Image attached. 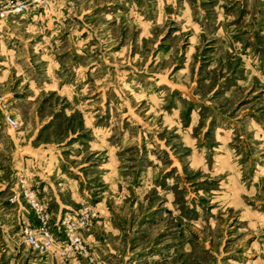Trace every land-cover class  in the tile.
<instances>
[{
    "label": "rangeland",
    "instance_id": "1",
    "mask_svg": "<svg viewBox=\"0 0 264 264\" xmlns=\"http://www.w3.org/2000/svg\"><path fill=\"white\" fill-rule=\"evenodd\" d=\"M7 1L0 264H264V0Z\"/></svg>",
    "mask_w": 264,
    "mask_h": 264
},
{
    "label": "built area",
    "instance_id": "2",
    "mask_svg": "<svg viewBox=\"0 0 264 264\" xmlns=\"http://www.w3.org/2000/svg\"><path fill=\"white\" fill-rule=\"evenodd\" d=\"M31 1V0H30ZM34 1V0H33ZM38 1V0H36ZM29 0H8L5 9H17L23 10L28 6ZM3 10V9H1ZM3 97L0 94V103H2ZM5 122L14 127L16 125L15 117L6 113L4 115ZM24 195L28 198V201L34 211L37 219V224L34 226L24 225L22 228L23 241L30 245L32 249H43L54 243L57 239L55 230L50 228L49 214L45 210L43 203H41L36 194L33 191L24 189ZM89 212L86 207H81L79 211L72 216H64L60 223H58L59 230H63L66 235V249L71 248L72 245L76 246L80 243V236L77 234L79 229L84 228L87 225V216ZM60 244V243H58Z\"/></svg>",
    "mask_w": 264,
    "mask_h": 264
},
{
    "label": "crops",
    "instance_id": "3",
    "mask_svg": "<svg viewBox=\"0 0 264 264\" xmlns=\"http://www.w3.org/2000/svg\"><path fill=\"white\" fill-rule=\"evenodd\" d=\"M44 188V187H43ZM57 197H55V200H57L56 199ZM44 199H46V197L44 196L43 198H42V200L45 202V200ZM46 203V202H45ZM56 216H59V214H56ZM22 217H26L25 215H22ZM31 219V221H32V224H33V218H30ZM27 220H28V218H27Z\"/></svg>",
    "mask_w": 264,
    "mask_h": 264
}]
</instances>
